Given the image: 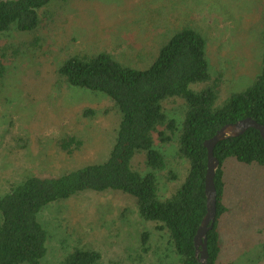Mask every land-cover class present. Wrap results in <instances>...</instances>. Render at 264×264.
I'll return each instance as SVG.
<instances>
[{"label":"rangeland","instance_id":"374dc122","mask_svg":"<svg viewBox=\"0 0 264 264\" xmlns=\"http://www.w3.org/2000/svg\"><path fill=\"white\" fill-rule=\"evenodd\" d=\"M40 15L35 31L0 33V48L21 52L0 81V197L27 176L60 175L110 155L121 114L104 93L58 83L56 68L72 55L107 51L146 68L164 43L191 26L207 39L214 78L222 80L220 103L253 83L262 69L264 0H51ZM164 104L170 115H183L182 99ZM70 137L82 142L71 152L62 145ZM176 144L163 149L169 168L183 177L188 162L177 156ZM145 160L139 153L134 166L146 170ZM245 179H251L246 195L229 193L234 206L222 221L218 264H264V232L259 231L264 215L254 208L264 198V185L254 175ZM179 181L161 174V194L171 195ZM135 200L130 194L88 190L50 203L38 215L49 231L42 264H63L76 247L99 250L102 264H176L166 234L140 216ZM244 209L248 214L242 219H255L257 226L238 224ZM145 230L151 232L148 251L142 245Z\"/></svg>","mask_w":264,"mask_h":264},{"label":"trees","instance_id":"16d2710c","mask_svg":"<svg viewBox=\"0 0 264 264\" xmlns=\"http://www.w3.org/2000/svg\"><path fill=\"white\" fill-rule=\"evenodd\" d=\"M50 1L0 0V33L37 30L42 24L40 12ZM207 45L200 30L187 26L161 46L146 68L123 63L107 51L78 53L57 66L59 84L101 92L110 98L121 114L116 141L102 162L56 176H27L0 197V264H42L49 251V231L39 220L40 211L54 201L88 190L134 196L140 216L155 222L156 229L166 234L178 256L176 264H200L195 236L207 213L205 141L225 124L246 117L264 124V54L261 72L253 83L230 93L220 103L222 80L214 78ZM20 54L18 48H0V81L8 76L10 64ZM172 98L184 102L181 117L170 115L165 107V101ZM167 144H176L177 156L188 162L184 179L169 168V156L163 149ZM62 145L71 152L82 142L70 137ZM139 153L146 154V170L134 166ZM214 154L220 162L215 176L217 213L207 233V264L219 263L222 221L234 206L231 194L248 193L251 179L245 177L249 175L264 185V139L260 130L250 127L239 136L219 141ZM163 173L169 180L180 179L166 197L160 191ZM255 203L254 208L260 207L264 215V198ZM244 214H248L245 209L240 211L239 225L257 226L255 219H242ZM259 231L264 232V222ZM150 235L149 230L142 233L145 251L149 250ZM63 264H102V253L76 247Z\"/></svg>","mask_w":264,"mask_h":264},{"label":"water","instance_id":"95a60500","mask_svg":"<svg viewBox=\"0 0 264 264\" xmlns=\"http://www.w3.org/2000/svg\"><path fill=\"white\" fill-rule=\"evenodd\" d=\"M250 127H254L260 130L261 135L264 139V124H261L252 117H246L236 122L225 124L217 131V133L213 137L205 141V146L208 148V167L205 179L207 213L204 216L195 236L196 255L199 256L200 264H207V233L213 227L217 213V190L215 184V176L220 162L214 154L215 146L221 140L243 134Z\"/></svg>","mask_w":264,"mask_h":264}]
</instances>
